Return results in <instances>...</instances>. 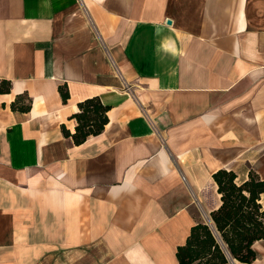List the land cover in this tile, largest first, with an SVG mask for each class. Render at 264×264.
Masks as SVG:
<instances>
[{
  "label": "crops",
  "instance_id": "1",
  "mask_svg": "<svg viewBox=\"0 0 264 264\" xmlns=\"http://www.w3.org/2000/svg\"><path fill=\"white\" fill-rule=\"evenodd\" d=\"M118 1L0 0V264H179L221 203L211 174L264 179V0L216 1L225 10L182 24ZM21 94L25 112L11 108ZM92 96L108 122L76 145L62 125L72 133ZM181 139L183 169L199 157L212 179L205 219L197 183L170 182ZM252 248L231 264H264V238Z\"/></svg>",
  "mask_w": 264,
  "mask_h": 264
},
{
  "label": "trees",
  "instance_id": "2",
  "mask_svg": "<svg viewBox=\"0 0 264 264\" xmlns=\"http://www.w3.org/2000/svg\"><path fill=\"white\" fill-rule=\"evenodd\" d=\"M10 82L0 80V93L8 92ZM62 101L69 97L66 85H59ZM31 100L21 94L11 102L12 110L28 111ZM78 110L70 116L76 120L71 133L62 125L64 136L74 144L83 143L89 135H97L108 122L109 105L98 96L88 97L77 103ZM220 195V205L210 212L213 228L204 222L192 225L184 244L177 246L179 264H231L230 256L244 263L256 258L254 241L264 238V179L249 170L246 177H239L232 169L219 168L211 174ZM224 244V246H223Z\"/></svg>",
  "mask_w": 264,
  "mask_h": 264
},
{
  "label": "rangeland",
  "instance_id": "3",
  "mask_svg": "<svg viewBox=\"0 0 264 264\" xmlns=\"http://www.w3.org/2000/svg\"><path fill=\"white\" fill-rule=\"evenodd\" d=\"M112 3L119 4L118 0H109ZM216 1L220 0H126L122 2V8L126 11L128 15H133L135 13L142 15H152L155 14L164 15L167 18H174L179 24L186 22V19L192 15L198 18L199 12L204 13H215L225 10L223 6H217ZM183 127H180L178 130H182ZM186 132V125L183 129ZM168 152L170 154V167L174 172L175 178L171 180V183L175 181H182L186 177L190 178L193 183H197L191 187V192L196 193V197L199 200V203L192 204L195 207L196 211L199 214V217L205 219L204 210L209 209L215 203V193L211 185V177L209 175V170L205 167L204 163L201 162L199 157H191L193 160L190 165L192 166L189 171L184 170L183 166L180 165L184 160L186 161V148H184L183 139L178 140L177 143H180L179 146L172 147V142H168ZM186 143V141H185ZM177 152V153H176ZM180 165V168H179ZM215 183V182H214ZM162 190V189H161ZM211 226V225H210Z\"/></svg>",
  "mask_w": 264,
  "mask_h": 264
},
{
  "label": "water",
  "instance_id": "4",
  "mask_svg": "<svg viewBox=\"0 0 264 264\" xmlns=\"http://www.w3.org/2000/svg\"><path fill=\"white\" fill-rule=\"evenodd\" d=\"M168 23H170V20H168ZM211 227L213 228V224L211 223ZM214 229V228H213ZM223 246H224V244H223ZM224 248H225V252H226V254H227V256H228V258L231 260V262L233 263L234 262V259L233 258H231V256H230V254H229V252H228V250H227V248L224 246Z\"/></svg>",
  "mask_w": 264,
  "mask_h": 264
},
{
  "label": "bare ground",
  "instance_id": "5",
  "mask_svg": "<svg viewBox=\"0 0 264 264\" xmlns=\"http://www.w3.org/2000/svg\"><path fill=\"white\" fill-rule=\"evenodd\" d=\"M99 1H103V0H99Z\"/></svg>",
  "mask_w": 264,
  "mask_h": 264
}]
</instances>
